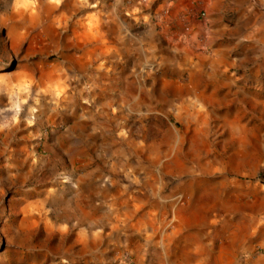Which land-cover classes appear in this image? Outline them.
Returning a JSON list of instances; mask_svg holds the SVG:
<instances>
[{"label":"clouds","instance_id":"obj_1","mask_svg":"<svg viewBox=\"0 0 264 264\" xmlns=\"http://www.w3.org/2000/svg\"><path fill=\"white\" fill-rule=\"evenodd\" d=\"M0 264H264V0H0Z\"/></svg>","mask_w":264,"mask_h":264}]
</instances>
